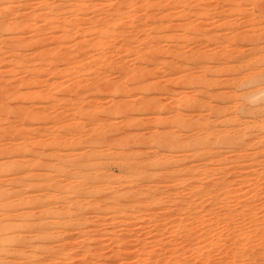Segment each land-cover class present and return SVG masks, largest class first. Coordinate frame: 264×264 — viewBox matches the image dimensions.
<instances>
[{
  "label": "rangeland",
  "instance_id": "rangeland-1",
  "mask_svg": "<svg viewBox=\"0 0 264 264\" xmlns=\"http://www.w3.org/2000/svg\"><path fill=\"white\" fill-rule=\"evenodd\" d=\"M261 74L264 0H0L4 262L264 264Z\"/></svg>",
  "mask_w": 264,
  "mask_h": 264
},
{
  "label": "bare ground",
  "instance_id": "bare-ground-1",
  "mask_svg": "<svg viewBox=\"0 0 264 264\" xmlns=\"http://www.w3.org/2000/svg\"><path fill=\"white\" fill-rule=\"evenodd\" d=\"M263 74H261L260 75V77H258V78H264V76H262ZM259 76V75H258ZM256 77V76H255ZM257 78V77H256ZM255 78V79H256ZM250 81H253V80H251V79H249ZM256 82V81H255ZM258 82V81H257ZM259 84V83H258ZM257 84V85H258ZM255 89L257 90V93H262V92H264V86H260V84L258 85V86H256L255 87ZM252 94H253V92H252ZM259 95V94H258ZM255 96V95H254ZM257 96V95H256ZM249 104V103H248ZM247 105V104H246ZM261 107V106H260ZM251 108V107H250ZM253 108V107H252ZM248 109V108H247ZM260 113V112H259ZM264 121V120H263ZM262 121V122H263ZM261 122V123H262ZM250 124V123H249ZM256 124V123H255ZM254 124V125H255ZM263 126H264V124H262ZM193 126V125H192ZM251 127V126H250ZM209 129V128H208ZM107 133V132H106ZM238 133V132H237ZM205 134V133H204ZM219 134V133H218ZM244 134V133H243ZM216 135V133L215 134H213V131L211 130H208L207 131V135H197V136H195V137H197L196 139H197V143H196V145L197 146H200V148H201V146H203L204 144L203 143H205V145L206 144H211V143H214L213 142V140H215L216 139V137H215V139H214V136ZM102 136H103V134H102ZM164 136V135H163ZM169 136H171V135H169ZM217 136V135H216ZM100 137V136H99ZM105 137V136H104ZM174 137H176V136H174ZM173 137V138H174ZM164 138V137H163ZM162 138V139H163ZM171 138V137H170ZM218 138V137H217ZM166 139V138H165ZM175 139V138H174ZM177 139V138H176ZM181 139V138H180ZM164 140V139H163ZM84 141V140H83ZM86 141V140H85ZM165 141V140H164ZM193 141V140H192ZM191 141V142H192ZM195 142H196V140H194ZM173 142V141H172ZM177 142V141H176ZM186 142V143H185ZM165 143V142H164ZM183 143H185L184 145L186 146V144L188 145L190 142L189 141H187V140H184L183 141ZM168 144L169 145H172V144H170L169 142H168ZM199 144V145H198ZM203 144V145H202ZM159 145V144H158ZM164 145V144H163ZM162 145V146H163ZM193 145H195V143L193 142ZM191 146V145H190ZM189 146V147H190ZM190 148H192V147H190ZM161 155V154H160ZM85 156V155H84ZM187 156V155H186ZM86 157H88V155L86 156ZM165 157V156H164ZM170 157V156H169ZM174 157V156H173ZM172 157V158H173ZM185 157V156H184ZM84 158V157H83ZM171 158H169V160H170ZM174 159V158H173ZM156 160H158L160 163H168V158H166V159H162V161H161V159H156ZM174 161V160H173ZM85 162L86 161H84V163H82L83 164V166H84V164H85ZM87 163V162H86ZM155 163V162H154ZM170 164H171V162H169ZM172 164H173V162H172ZM8 165V164H7ZM167 165H169V164H167ZM18 166V165H17ZM85 166H87V165H85ZM144 166V165H143ZM162 166V165H161ZM8 167H9V165H8ZM7 167V168H8ZM10 167H11V164H10ZM140 167V166H139ZM159 167V166H158ZM171 167V166H170ZM13 168V167H12ZM14 168H15V166H14ZM13 168V169H14ZM15 169H17V168H15ZM132 169V168H131ZM169 169V168H168ZM139 170V169H138ZM183 170H184V168H183ZM186 170V169H185ZM7 171H9V170H7ZM132 171V170H131ZM133 172V171H132ZM140 172V171H139ZM147 173V172H146ZM89 184L87 183V181H83V182H80V188H86L87 186H88ZM90 186H93V185H90ZM89 186V187H90ZM3 187V186H2ZM73 187V186H72ZM71 187V188H72ZM79 187V186H78ZM89 189V188H88ZM6 190H8V189H6ZM6 190H1L0 189V206H7V205H13L14 203L13 202H11V201H5L6 199H8L7 197H8V195L10 194L9 192H7ZM76 190H79V189H76ZM90 190V189H89ZM100 189H94L93 190V188L91 189V191H99ZM8 191H13V190H8ZM75 191V190H74ZM20 192V191H19ZM79 192V191H78ZM101 192V191H100ZM20 194H22V193H20ZM5 199V200H4ZM2 200V201H1ZM4 200V201H3ZM23 200V199H22ZM73 200H75L77 203H80L81 202V200H80V198H79V196H76V197H74V199ZM75 201H72L73 202V204L75 203ZM75 205V204H74ZM71 206H73V205H71ZM12 230H15V227L13 226V225H11V224H9L8 222H5V221H2V219H0V264H18V263H5L4 262V260H3V258H2V255H6L8 252L10 253V250H9V248H8V243H9V240L10 239H14L13 237H11V236H8V234H6L8 231H12ZM2 253V254H1Z\"/></svg>",
  "mask_w": 264,
  "mask_h": 264
}]
</instances>
